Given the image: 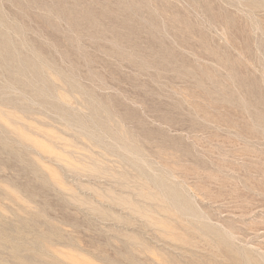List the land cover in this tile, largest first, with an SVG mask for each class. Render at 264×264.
Wrapping results in <instances>:
<instances>
[{
    "label": "rangeland",
    "instance_id": "obj_1",
    "mask_svg": "<svg viewBox=\"0 0 264 264\" xmlns=\"http://www.w3.org/2000/svg\"><path fill=\"white\" fill-rule=\"evenodd\" d=\"M0 264H264V0H0Z\"/></svg>",
    "mask_w": 264,
    "mask_h": 264
}]
</instances>
